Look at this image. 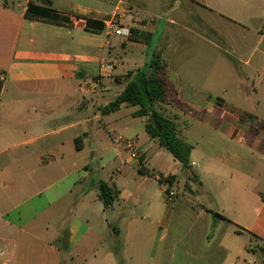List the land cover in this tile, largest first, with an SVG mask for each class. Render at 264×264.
I'll use <instances>...</instances> for the list:
<instances>
[{"label": "crops", "instance_id": "0c3cea01", "mask_svg": "<svg viewBox=\"0 0 264 264\" xmlns=\"http://www.w3.org/2000/svg\"><path fill=\"white\" fill-rule=\"evenodd\" d=\"M46 1L0 0V80L3 83L0 94V189L8 193L5 196L7 202L0 198V264H10L20 247L13 230L26 232V226L21 227L20 223L9 219V211L17 210L34 196L44 197L42 214L57 210V214L50 215L45 221L46 227H52L48 242L51 249L48 250L57 258V264H152L157 261L158 264H226L229 260L231 264H256L259 252L250 246L255 238L261 243L258 249L264 248V239L247 230L252 242L240 252L232 239L233 235L239 234L236 224L221 209L198 206L200 214L211 219L215 227L222 223L223 230L224 223L231 225L224 234L220 232L210 241L206 237L199 241L198 237L171 235L174 209L159 183V174L177 176L175 185L179 186L180 164L147 133L146 141L152 143L149 149L137 141L139 160L130 157L127 161H136V170L127 175L112 173L107 178H98L96 170L90 169L92 160L94 162L98 156L97 146L102 136L98 135V130L106 132V140L115 137L108 129L110 122L104 120L109 114L102 115L100 111L105 106L103 98L114 85L120 86L119 95L127 85L123 86L120 77L146 66L148 54L144 57V65L140 66L128 61L126 51H130L132 44L151 45L154 34L151 42L146 44L129 38H107L104 31L95 33L85 29L87 18L101 22L116 18L129 28L147 32L143 30L144 25L138 23V19L147 17L140 15L132 0H50L52 8L67 16L72 25L25 16L31 2L45 6ZM158 1L162 6L172 0ZM184 4L203 11L204 20L220 17V23H227L228 26L221 29L227 30L226 35L206 23L224 47L221 41L216 43L204 33L190 28H183V31L192 33L196 41L214 55L222 53L224 59L227 56L237 75L238 91L245 101H249L248 113L241 117L236 113L237 106L229 105L234 111L230 110L221 98H212V103L196 107L192 102L202 104L206 96L214 97L212 92L203 87V82L183 80L176 74H173L174 78L167 65L168 82L186 106V110H177L193 121L192 125L185 123L181 127L176 117L171 118L176 123L178 137L193 147L192 172L199 180L190 182L192 192L187 195L195 199L212 197L213 187L206 184L208 180L223 187L222 192L231 197L253 192L249 188L244 191L242 184L244 180H254L251 171H255L257 161L264 162V0H184ZM166 37L168 43L174 42L171 35L166 33ZM164 48H160L161 53ZM226 48H234L235 56L230 55L232 51H225ZM103 64L110 69L103 71ZM204 65L210 67L208 63ZM208 70L206 68V73ZM97 75L102 78L97 80ZM188 87H192L191 93ZM253 100H257L256 104ZM135 111L130 112L132 117ZM141 119L145 127V119ZM198 125L202 127L201 135L195 140L193 130ZM73 153H85L78 177L69 173L67 166ZM87 153L92 160H88ZM118 155L122 157L119 149ZM162 157H169L174 169L164 171L159 167ZM8 163L18 167L19 173L14 177L3 175V166ZM141 167L155 176L141 173ZM56 168L61 174L55 178L50 175ZM70 177L74 178L72 183L66 184ZM204 178L208 180L204 181ZM19 181L21 190L18 193L8 190L12 183ZM39 181L44 182L45 187L33 190V185L37 186ZM101 181L119 191L118 199L107 211L99 198ZM187 181L186 172L183 186ZM59 182L62 190H53ZM260 194L254 208L258 219L264 216V193ZM97 210L102 211L98 236L92 227ZM2 228L8 229L9 233L2 234ZM203 245L211 248L203 253L199 248ZM208 253L217 257H211L210 261L206 257ZM261 263L264 264V260Z\"/></svg>", "mask_w": 264, "mask_h": 264}, {"label": "rangeland", "instance_id": "374dc122", "mask_svg": "<svg viewBox=\"0 0 264 264\" xmlns=\"http://www.w3.org/2000/svg\"><path fill=\"white\" fill-rule=\"evenodd\" d=\"M165 1L169 0H163V2ZM132 3L133 5L138 6V11L141 16L147 17L141 18L142 20L138 19V23L144 25L145 28L143 27V30L153 33L154 37L151 45L149 46L138 43L132 44L130 51H126L128 61L130 63H139L140 66H143L145 63L144 57H146L147 54L148 61H150L154 50L165 47L162 52V57L167 62L171 76L175 78L173 74H176L183 80L188 79L198 84H202L203 82V87L211 91L214 95V97L206 96L205 102L202 104H200L199 101L192 102L194 106H206V104L212 103V98H221L225 100V103L227 104L226 107H228V109H232L234 111V109L229 105L237 106L236 113L240 117L248 113L247 109H249V101H245L238 91L237 75L236 72L233 71L227 56L226 59H224L225 57L222 56V53L214 55L212 51H207V48L203 46L202 43L196 41V38L193 37L192 33L183 31V28H190V30L193 29L199 33H204L212 41L219 43L221 39L219 36L213 33V30L206 26V23L210 27H216V29L220 30L222 34H228L227 30L225 32L221 30L228 26L226 25V22L220 23L222 20L220 17H213L210 20H204V12L200 11V9H197L194 6L189 7L188 5H185L184 0H172L170 3L165 5L162 4V6L159 5L158 0H132ZM152 16L156 17L152 18ZM176 31L180 32L176 33ZM166 33L172 36L170 37L174 41L172 44L168 43ZM97 40L99 41L100 39L98 38ZM252 41L253 40L250 38L249 42L251 43ZM165 42L166 45H164ZM220 44L224 47L222 41ZM229 50L232 51L230 55L235 56L234 48L225 49V51ZM106 55L107 53L105 50L104 56ZM148 63H146V66H143L142 69H145ZM205 63H208L210 67L204 65ZM235 67L240 69L237 66ZM206 68H209V73H206ZM135 72L136 70H133L120 77V81L123 86L133 80ZM100 78H102L101 75H97L96 79L99 80ZM164 79L166 82H168L166 73H164ZM119 87V85H114V87L110 88L111 92H105L106 95L103 98V105H107L109 101H112L116 98L119 89H121ZM187 89L189 93L192 92V87H188ZM252 102L256 104L257 100H253ZM181 104L179 107L183 109L185 106ZM157 108L162 110L163 113L170 118L176 117L181 127H183L185 123L187 126L192 125L193 123L189 117H186V115L177 110L176 107L173 108L169 105H158ZM133 110H137V107H124V109H121V111L118 113H111L104 117L105 121L110 122L108 129L111 130V134H115V137L113 140H108V138L106 140L104 139L106 132L103 130H98V135H102L97 146L98 156L94 158L95 160L93 162V157H90V154L88 153L86 155V157H90L88 160H92L90 169L96 170L98 173V178H107L108 176L112 175V173H115L118 176L121 173L122 175H127L130 173V171L132 172L137 169L136 161L127 163L130 158L131 151L126 149L124 143L118 142L119 136H121L119 138H121L123 141L135 142L136 146L137 141L139 144H144L146 149H149L151 146L152 143H149L148 140L146 141L147 135L142 119L134 118L130 115V112ZM195 128L196 129L193 130V139L196 140L201 135L202 127L198 125V127ZM117 148L122 152V157L118 155ZM164 150L166 154H169L166 149ZM83 158H85V153H73L70 155V161L67 166L70 170L69 173H72L75 177H78V171H80L81 165L84 162ZM142 159L143 158L141 157L140 162ZM148 161L150 160L148 159ZM158 166L162 167L164 171H167V169H174L173 163L169 157H162L161 162L158 163ZM146 167H149V164H147ZM250 167L252 168L253 165ZM3 168H5L3 175L6 178L11 176L14 177L19 173L18 167L13 164L8 163L6 166H3ZM79 173H82V171ZM251 173L254 180H244V182H241H243L242 189L244 191L248 190L247 188H249L252 189L253 192L246 191L240 196L231 197L222 192L221 189L223 187L221 188L214 182L204 178V181L208 180L206 184L213 187L211 190L213 192V196H205L195 199L194 197H189V195H187V192L189 191L186 188V185L183 186V182L186 179V172H183L180 166V172H178L180 185L173 186L177 192V196L173 201H168L174 209L171 235L177 237L186 236L189 238L198 237L199 241L206 237L210 241L212 237L218 236L220 232L221 234H224L227 229L231 227V225L227 223H224L223 230L221 229L222 223L215 227L211 219H209L204 214H200V209H198V206L203 205L213 210L221 209L224 211L225 215L229 216V219H231V221L236 224L235 226L237 229L238 226L243 227L249 232L264 239V216L261 219H258L254 212V208L257 206L258 201L261 198L260 193H264V162L257 161L256 169L255 171H251ZM60 174L61 171L56 168L51 172L50 176L54 175L56 178ZM189 176L190 173H188V181ZM73 179L74 178L70 177L66 184H71ZM36 185L37 186L33 185V190H35V188L45 187V183L40 181ZM120 185H123L122 182H120ZM52 189L55 191L62 190V184L59 182L58 184L54 185ZM8 190L17 191L18 193L21 190L20 181L16 182L15 184L12 183ZM7 194L8 193L6 191L0 189L1 200L7 202L5 198ZM43 209L44 197L39 198L34 196L32 200L24 202L17 210L9 211V219L12 222L20 223L21 227L26 226L24 227L26 232L13 230V234L18 240L20 247L17 253L13 256L15 258L14 260H11L10 264H57V258L54 256L53 252L48 250L50 248L48 242L51 240L52 227H46L45 222L50 215L57 214V210L54 213L42 214ZM101 212H99V210L96 211L95 222L92 224V227L95 228L94 232L97 236L101 233ZM3 233L8 234L9 230L2 228V234ZM232 239L234 241L235 247L239 249L240 252L244 250L245 246L250 245L252 242L251 235L247 232H243V234L240 235H233ZM259 246H261L260 241L254 238L250 247L260 252L258 257H256V264H262L261 261L264 260V252L261 249H258ZM199 248L200 251L202 249L201 252L204 253L210 249L211 246L203 245L199 246ZM206 257L211 261V257H217V255L208 253ZM250 262H252V260H250ZM158 263L159 262L157 261V263L153 262L152 264ZM231 263L232 262L229 260L226 264Z\"/></svg>", "mask_w": 264, "mask_h": 264}, {"label": "trees", "instance_id": "16d2710c", "mask_svg": "<svg viewBox=\"0 0 264 264\" xmlns=\"http://www.w3.org/2000/svg\"><path fill=\"white\" fill-rule=\"evenodd\" d=\"M46 3L47 5L45 6H38L31 2L25 12V16L30 19L72 25L67 16L58 13L52 8L50 0H47ZM104 28V22L90 18L86 19L85 29L87 31L101 33L104 31ZM129 39L149 44L152 40V33L131 28ZM166 67L167 63L163 59L160 49L154 50L147 67L145 69H137L133 80L127 83L123 91L114 100L101 107L100 111L102 115H107L120 110L123 106L137 107L133 116L145 119V131L150 138L157 140L161 147L170 152L183 171L190 173L189 181L185 185L188 191L192 192L190 182H198L199 180L198 176L192 172L191 152L193 147L178 137L176 123L166 116L162 110L157 108L158 105H169L180 109L181 102L178 99L175 88L164 79ZM2 86L3 83L0 80V94ZM185 108L186 106L182 110ZM139 170L143 174L155 176V173L142 167ZM159 175L160 185L168 183L170 187H173L177 182V176L175 175ZM118 196L119 191L116 188L109 186L104 181L99 183V198L102 201L104 210L112 209ZM215 215L229 221L220 214L215 213ZM244 231L248 232L246 229L238 226L237 233L241 234ZM261 250L264 252V248H261ZM251 251L255 252V250Z\"/></svg>", "mask_w": 264, "mask_h": 264}, {"label": "built area", "instance_id": "2783aa9c", "mask_svg": "<svg viewBox=\"0 0 264 264\" xmlns=\"http://www.w3.org/2000/svg\"><path fill=\"white\" fill-rule=\"evenodd\" d=\"M104 24H105L104 32L107 38L112 36L129 38L131 35V28L120 24L116 18H111L105 21ZM101 69L103 71H107L110 69V66H108L107 64H103ZM118 142L122 143L123 140L120 138ZM123 143L125 144L126 149L131 151V156H130L131 159L139 160V153L136 150L137 149L136 143L129 141H124ZM162 186L164 187V190L166 192L167 201H173L177 196L176 190L173 187H170L168 183H164L162 184Z\"/></svg>", "mask_w": 264, "mask_h": 264}]
</instances>
